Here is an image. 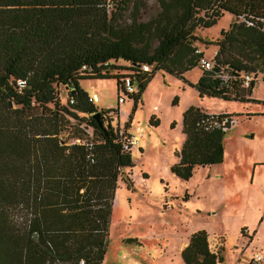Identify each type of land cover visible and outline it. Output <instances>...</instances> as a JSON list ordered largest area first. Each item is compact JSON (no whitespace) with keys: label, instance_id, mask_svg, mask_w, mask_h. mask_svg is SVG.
<instances>
[{"label":"trees","instance_id":"obj_1","mask_svg":"<svg viewBox=\"0 0 264 264\" xmlns=\"http://www.w3.org/2000/svg\"><path fill=\"white\" fill-rule=\"evenodd\" d=\"M158 2L157 16L140 22L143 0H0V264L105 261L115 190L119 180L132 184L125 171L133 161L112 124L119 109L96 108L81 82L115 79L118 105L125 97L136 108L162 72L201 98L264 104L252 98L264 75V0ZM130 4V22L118 24ZM225 14L234 20L219 40L196 34ZM197 42L218 51L213 69H201L199 81L190 84L186 73L204 59ZM120 69L129 73H113ZM246 74H254L248 86ZM19 81L26 82L22 90ZM62 87L69 93L66 104ZM209 116L197 107L185 111L186 139L171 167L178 178L223 163L227 134L198 125ZM208 239L204 231L191 235L181 253L184 264L223 261Z\"/></svg>","mask_w":264,"mask_h":264},{"label":"rangeland","instance_id":"obj_2","mask_svg":"<svg viewBox=\"0 0 264 264\" xmlns=\"http://www.w3.org/2000/svg\"><path fill=\"white\" fill-rule=\"evenodd\" d=\"M160 11L158 0H143L139 21L147 22ZM132 12L130 4L118 24L129 23ZM233 20L225 14L216 26L196 34L205 41L219 40ZM195 45L204 59L214 60L217 46ZM114 65L128 68L123 62ZM202 73L198 67L185 77L196 84ZM263 77L258 75L252 93L259 102H264ZM81 86L89 97L95 96L99 110L119 109L111 115L113 126L127 130L139 143L131 152L133 166L125 171L132 184L119 180L115 190L103 264H184L180 253L186 237L201 231L208 234L212 251L220 254L223 261L218 264H252L256 254L264 257V104L201 98L189 84L162 72L136 108L129 98L118 105L115 79L86 80ZM59 92L66 104L67 89ZM191 107L209 115H231L232 123L223 163L197 167L185 181L171 167L185 142L183 116Z\"/></svg>","mask_w":264,"mask_h":264},{"label":"built area","instance_id":"obj_3","mask_svg":"<svg viewBox=\"0 0 264 264\" xmlns=\"http://www.w3.org/2000/svg\"><path fill=\"white\" fill-rule=\"evenodd\" d=\"M199 67L202 70L211 71L214 67V61L213 60L208 61L206 59H202ZM145 70L147 71L148 68L146 67ZM222 78L226 81V83L232 80V77L227 76V75ZM253 78H254V74H246L245 76H243L244 85L248 86L249 83L253 80ZM125 84H126L125 86L126 91L129 94H133L136 92V88L131 85L129 79L125 81ZM18 85L20 89L22 90L26 87V82L19 81ZM89 100L90 102L95 103L96 98L95 96H93ZM71 102L73 103L74 99H72ZM124 102H125V97H120L119 105ZM231 123H232V116L210 115L209 118L202 120L198 125L206 128L207 130L220 129V130H223V132L227 133L228 130L230 129ZM118 133H119L118 140L124 152H132L135 149V147L139 146V143L137 142L136 138H134L127 130L120 129L118 130ZM73 143L81 144V141L76 140ZM263 261H264V257L262 255L256 254L254 258L252 259V264H262ZM80 264H85V262L82 261Z\"/></svg>","mask_w":264,"mask_h":264},{"label":"crops","instance_id":"obj_4","mask_svg":"<svg viewBox=\"0 0 264 264\" xmlns=\"http://www.w3.org/2000/svg\"><path fill=\"white\" fill-rule=\"evenodd\" d=\"M229 15H230V14H229ZM231 16H232V15H231ZM232 19H233V16H232ZM188 73H189V72H188ZM188 73H186V75H187ZM186 75H185V76H186ZM168 76H169V75H168ZM203 112H204V111H203ZM205 113H206V112H205ZM223 114H225V113H223ZM182 127H183V125H182ZM184 136H185V135H184ZM185 139H186V136H185ZM178 162H179V158H178ZM178 162H177V163H178ZM190 237H191V236H190ZM190 237H186V243L184 244V246H183V248H182V250H181V253H182V251L184 250V248L187 247V245L189 244V239H190ZM182 245H183V244H182ZM181 253H180V254H181ZM133 264H136V263L134 262Z\"/></svg>","mask_w":264,"mask_h":264},{"label":"water","instance_id":"obj_5","mask_svg":"<svg viewBox=\"0 0 264 264\" xmlns=\"http://www.w3.org/2000/svg\"><path fill=\"white\" fill-rule=\"evenodd\" d=\"M94 117H95V119L97 120V122H99V115H95ZM98 124H99V126L102 125V123H100V122H99Z\"/></svg>","mask_w":264,"mask_h":264}]
</instances>
